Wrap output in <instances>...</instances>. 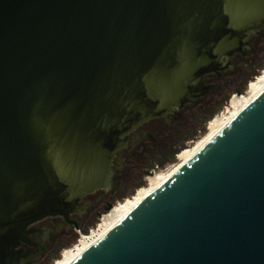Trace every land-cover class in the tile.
Wrapping results in <instances>:
<instances>
[{"label": "water", "instance_id": "1", "mask_svg": "<svg viewBox=\"0 0 264 264\" xmlns=\"http://www.w3.org/2000/svg\"><path fill=\"white\" fill-rule=\"evenodd\" d=\"M263 30L264 0H0V264L37 261L36 224L84 211L129 133ZM74 264H264V92Z\"/></svg>", "mask_w": 264, "mask_h": 264}, {"label": "flooded vegetation", "instance_id": "2", "mask_svg": "<svg viewBox=\"0 0 264 264\" xmlns=\"http://www.w3.org/2000/svg\"><path fill=\"white\" fill-rule=\"evenodd\" d=\"M264 38L262 35L252 37L249 42L253 50L247 51L246 55L238 54L232 58L235 66L233 71L222 72L220 74H209L205 78L207 85H218L204 98L197 100L193 104L186 105L181 110L168 113L166 116L156 117L145 122L137 129L129 133L128 144L116 154L113 164L114 183L107 190H98L87 195L82 205L85 207L81 213L71 215L69 220L64 217L48 218L38 224L42 233L39 234L43 240L44 250L37 261L26 264H49L60 249L68 245L76 236L77 230H86L93 222L103 214H108L116 203L130 194L135 193L139 187L144 186L149 181V177L154 172L158 158L169 157L170 154L180 147L184 139L199 129L202 125L209 124L206 121L217 106L227 97L224 93L222 82L231 72L239 75L237 84L244 82L251 75L250 67H256L264 62V57L260 60L251 61V56L259 52L256 39ZM243 63L246 69H238V64ZM249 67V68H248ZM234 84V83H233ZM214 92L216 96L210 99L206 105L195 109V106L204 102L206 98ZM151 184V183H149ZM61 254V253H60Z\"/></svg>", "mask_w": 264, "mask_h": 264}, {"label": "rangeland", "instance_id": "3", "mask_svg": "<svg viewBox=\"0 0 264 264\" xmlns=\"http://www.w3.org/2000/svg\"><path fill=\"white\" fill-rule=\"evenodd\" d=\"M259 46H264V39H261V40L259 39ZM263 57H264V47H263L259 57H253V62L255 60H260ZM240 66L243 69L247 68V67H245V65H243V63H241ZM251 66H252V68L248 67L250 69L251 75L244 82L241 80V82L239 84H237V81H239V75L238 74H236V79L231 78V77H227L229 82H224L223 88H224L225 95L229 98L224 103L221 110L218 111V113L209 122V124H206L205 126L202 125L200 127V129L202 130V136L200 138L196 139V142L193 143L191 146L188 145L190 141L186 142L184 148L180 151V153L183 151L182 154L178 157L176 155V162L167 164L164 167H160L159 172H166V171L170 170L172 167L177 166L181 162H183L186 157H188L191 153H193L196 149H198L213 134V132L218 128V125L221 122H223L224 120H226L230 116L231 112L235 111L234 105L237 101H239L243 97L244 98L249 97L251 95V93H253V91L256 88L259 80L264 76V62L261 65L256 64L255 68H253V65H251ZM239 89H244V91L242 93L240 92L241 96H237V95H239ZM214 96H216L215 92H214V94L212 93L211 99ZM204 105H206V104H204ZM201 106H199V107H201ZM199 107H196V108H199ZM225 107H229L227 109V111L225 110ZM220 113H222V114H220ZM149 183H150V177H149L148 183H146L142 187H139L131 197L121 199L116 203V206L110 211L111 213H113L110 218H108V214H106V215L103 214L104 216L102 217V219L100 217L99 219L95 220L93 222V224H91L87 229H89V231H90L93 227L95 228L98 224L105 225L108 222H110L114 216H117L118 212L120 211V209L124 205H126L130 201H134V200L138 199L139 197L144 196L145 193L152 186V184H149ZM81 232H82V234H87V233H85L84 230H82ZM75 235L76 236L71 240V242L61 251L60 257L58 259L57 258L53 259L49 264H62V263H64L65 259L72 253V250H74L75 248H77L79 246V245H77L75 248L71 249L73 247V245L75 243H77L78 239L80 238L78 232H77V234L75 232Z\"/></svg>", "mask_w": 264, "mask_h": 264}, {"label": "bare ground", "instance_id": "4", "mask_svg": "<svg viewBox=\"0 0 264 264\" xmlns=\"http://www.w3.org/2000/svg\"><path fill=\"white\" fill-rule=\"evenodd\" d=\"M262 92H264V76L259 80L256 88L249 97L242 98L234 105L235 111L230 113V116L218 125V128L213 134L193 153L184 159L179 165L172 167L166 172H156L150 176L151 188L145 193L144 196L139 197L134 201L128 202L124 205L117 216L105 225H99L98 230H95L89 237L81 240L77 248L72 250V253L65 259L62 264H74L81 256L95 246L102 240L111 230H113L124 218L140 206L146 199H148L156 190L164 185L170 178H172L178 171H180L187 163H189L197 154H199L209 143H211L235 118L241 114ZM241 96V95H237ZM220 115V114H219ZM113 209V208H112ZM111 209V210H112ZM103 217V216H102ZM101 217V219H102Z\"/></svg>", "mask_w": 264, "mask_h": 264}, {"label": "trees", "instance_id": "5", "mask_svg": "<svg viewBox=\"0 0 264 264\" xmlns=\"http://www.w3.org/2000/svg\"><path fill=\"white\" fill-rule=\"evenodd\" d=\"M244 89H239V92H243ZM229 97H227L226 99H224L218 106L217 108L212 112V114L206 118V121H211L214 116L218 113V111L221 110V108L223 107L224 103L228 100ZM204 132V131H203ZM198 134H199V129H197L196 131H194L191 135L187 136L183 143L180 145V147H178L177 149H175L169 157H164V158H158L157 160V164H159L160 167H164L166 166L167 164H170V163H175L176 162V155H178L180 153V151L184 148L185 146V143L188 142V141H191V140H195L197 137H198ZM183 152V151H182ZM182 152L178 155L180 156L182 154ZM134 193L130 194L128 197H131ZM132 199V198H131ZM113 213L109 212L108 213V218H110L112 216ZM89 232V229H86L85 230V233H88ZM67 246V245H66ZM65 246V247H66ZM61 248L60 249V252L55 256V259L59 258L60 257V253L61 251L65 248Z\"/></svg>", "mask_w": 264, "mask_h": 264}, {"label": "built area", "instance_id": "6", "mask_svg": "<svg viewBox=\"0 0 264 264\" xmlns=\"http://www.w3.org/2000/svg\"><path fill=\"white\" fill-rule=\"evenodd\" d=\"M228 108H229V107H225V110L227 111ZM223 113H224V112H223ZM220 114H222V113H220ZM198 135H199V136H198L196 139H198V138H200V137L202 136V130L199 131V134H198ZM196 139H195V140H191V141L189 142L188 145L191 146L193 143L196 142ZM177 157H178V155H177ZM159 169H160V167L157 166L154 172H159ZM99 225H100V224H98L95 228L93 227V228H92L87 234H82V232H81L80 230H77V232H78L80 238L78 239L77 243H75V244L73 245V247H72L71 249H73V248H75L77 245H79V244L81 243V240L84 239L85 237H89V236H91L95 230H98Z\"/></svg>", "mask_w": 264, "mask_h": 264}]
</instances>
